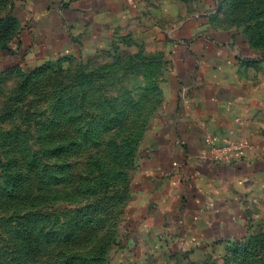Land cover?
I'll use <instances>...</instances> for the list:
<instances>
[{"label": "rangeland", "instance_id": "374dc122", "mask_svg": "<svg viewBox=\"0 0 264 264\" xmlns=\"http://www.w3.org/2000/svg\"><path fill=\"white\" fill-rule=\"evenodd\" d=\"M14 1L0 0V264H264L261 208L233 242L183 246L141 226L137 196L180 27L204 14V37L264 52V0H146L105 38L52 56L23 38Z\"/></svg>", "mask_w": 264, "mask_h": 264}, {"label": "crops", "instance_id": "0c3cea01", "mask_svg": "<svg viewBox=\"0 0 264 264\" xmlns=\"http://www.w3.org/2000/svg\"><path fill=\"white\" fill-rule=\"evenodd\" d=\"M145 1L14 3L23 38L52 56L105 38ZM201 16H190L179 29L176 87L137 179L141 226L157 234L163 229L183 246L233 242L254 210L264 213V55L241 40L230 47L204 37ZM229 144L247 148L230 157L219 150Z\"/></svg>", "mask_w": 264, "mask_h": 264}, {"label": "built area", "instance_id": "2783aa9c", "mask_svg": "<svg viewBox=\"0 0 264 264\" xmlns=\"http://www.w3.org/2000/svg\"><path fill=\"white\" fill-rule=\"evenodd\" d=\"M247 145L246 144H237V145H233V144H229V145H225L223 147H221L219 150L222 153H225L226 155L230 156V157H234V155L236 157H241V155L244 152V149H246Z\"/></svg>", "mask_w": 264, "mask_h": 264}, {"label": "trees", "instance_id": "16d2710c", "mask_svg": "<svg viewBox=\"0 0 264 264\" xmlns=\"http://www.w3.org/2000/svg\"><path fill=\"white\" fill-rule=\"evenodd\" d=\"M259 53L264 55V52H259Z\"/></svg>", "mask_w": 264, "mask_h": 264}]
</instances>
